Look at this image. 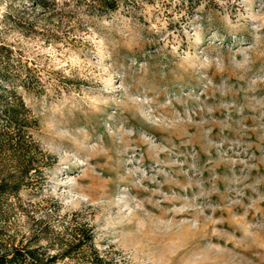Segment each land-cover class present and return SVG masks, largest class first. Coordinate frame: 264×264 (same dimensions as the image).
<instances>
[{"label": "rangeland", "instance_id": "374dc122", "mask_svg": "<svg viewBox=\"0 0 264 264\" xmlns=\"http://www.w3.org/2000/svg\"><path fill=\"white\" fill-rule=\"evenodd\" d=\"M0 82V257L264 264V0H0Z\"/></svg>", "mask_w": 264, "mask_h": 264}, {"label": "trees", "instance_id": "16d2710c", "mask_svg": "<svg viewBox=\"0 0 264 264\" xmlns=\"http://www.w3.org/2000/svg\"><path fill=\"white\" fill-rule=\"evenodd\" d=\"M4 77L3 75H1ZM4 84L0 82V107L2 110V114H4V117H7L11 120L10 123H8L7 127H12L13 120H16V112L13 107V105H9L10 101L13 99L8 100V96L6 95L8 93L9 88L4 87ZM13 102V101H11ZM1 116V115H0ZM2 122V119L0 117V123ZM33 144V143H32ZM34 170L32 163L30 162V165L26 168V173ZM4 185L1 184L0 187L2 188ZM20 189V185H17L16 183L10 185V193L17 194ZM6 192V188H3V190L0 191V194H3ZM64 235L70 236L72 239L66 244V248L64 249L63 255L65 257H73V252L83 251V255L85 256L86 260L88 261V264H110L108 261V258L102 255L93 244V233L90 229L89 225L83 224V225H73L70 227H67V229L63 230ZM86 244V245H84ZM43 256L42 253L39 254V250L36 249H26V250H20V249H14L12 253L5 254L2 257H0V260H3L1 264H56L57 260L60 258L59 255H55L52 258H46L45 261L42 259L37 261L38 258H41Z\"/></svg>", "mask_w": 264, "mask_h": 264}]
</instances>
